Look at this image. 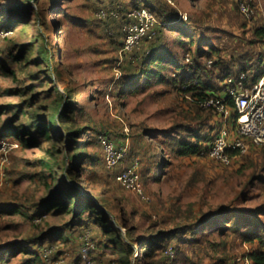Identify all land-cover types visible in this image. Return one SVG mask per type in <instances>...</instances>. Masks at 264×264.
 <instances>
[{"label": "rangeland", "instance_id": "1", "mask_svg": "<svg viewBox=\"0 0 264 264\" xmlns=\"http://www.w3.org/2000/svg\"><path fill=\"white\" fill-rule=\"evenodd\" d=\"M148 1H161L175 10L172 25L183 26L191 38L192 44L186 46L189 61L184 58L181 68L166 70L167 76H178L182 67L188 70L187 63L196 60L208 70L202 72L203 79L219 88L215 91L219 94L220 82L211 77L218 67L198 56V51L208 49L206 44L219 51L212 61H222L231 69L260 59L264 62V37L255 35L264 26V0H249L256 8L252 19L241 15L237 0H0V106H7L0 113V131L15 123L13 112L18 105L49 119L50 130L59 129L40 147L17 144L9 150L8 164L0 167V248L23 242L39 253L48 249L46 264H123L118 252L106 246L89 212L83 215V227L47 238L45 233L62 230L73 212H51L39 220L32 218L38 212L35 205L62 185L80 192V198L87 194L106 209L124 234L128 264H144V241L160 232L181 233L179 228L190 227L212 211L243 210L264 224L260 211L264 209V146L229 166L197 155L179 156L168 142L192 139L190 130L212 136L214 121L202 126V115L192 108L189 95L170 84L154 82L135 93H119V83L132 73L129 61L142 48L122 51V21L130 9L151 8ZM102 9L118 12L119 17L102 20L97 16ZM9 18L12 22L6 24ZM159 31L166 39L176 34L167 25ZM60 93L70 102L68 128L81 129L78 140L86 142L77 180L71 172L68 141L62 136L65 128L58 120L65 110ZM18 118L19 123H29L23 115ZM104 135L127 147L125 164L138 160L148 201L120 185L117 169L105 168L100 141ZM157 146L165 147L162 157L168 164L163 168ZM46 148L56 152L48 156ZM46 162L53 164V170ZM17 208L27 215L16 212ZM183 236L189 238V232ZM86 237L90 246H85ZM180 244L181 239L171 238L168 249L183 248ZM256 247V242H245L239 234L218 231L184 249L193 264H219L246 256ZM26 258L18 252L0 264H25Z\"/></svg>", "mask_w": 264, "mask_h": 264}, {"label": "trees", "instance_id": "2", "mask_svg": "<svg viewBox=\"0 0 264 264\" xmlns=\"http://www.w3.org/2000/svg\"><path fill=\"white\" fill-rule=\"evenodd\" d=\"M148 4L151 8L147 6H137L136 8L146 7L155 13L159 22L157 32L152 39H145L141 43L139 46L142 47L140 53L135 57V60L129 61V65L132 66V73L125 76L119 83V93H135L154 82L170 84L189 95L192 108L200 112L202 115V126L207 125L210 119H212L211 121L213 122L216 114L214 109L212 107L203 108L200 105V102L209 96L218 95L215 91L219 88H213L210 81L203 79V75L205 74H202V72L207 73L208 70L205 67H201L196 60H192L189 64L187 63L188 70L182 67V72L181 74H177L178 76L171 77L166 75L165 72L168 69L176 70L181 68V61L188 54L186 46L192 44V42H189L191 41V38L186 35L183 26L172 25L177 19V13L175 10L162 4L161 1H157L154 4L148 1ZM160 17L161 21L159 20ZM109 18L113 17H107L102 20ZM6 20V24L12 22L10 18ZM122 22H124V19ZM162 25H167V28L176 34L170 36V38H164L163 34L159 31V28ZM255 35L263 38L264 26L256 29ZM206 45H208V49L198 51V56L211 61L214 68L218 67L217 74L213 73L216 76L212 75L211 77L220 82L221 86L219 94L222 93V83L228 76L237 77L242 72L248 73L253 78H257L261 75L262 69L264 68V62H262L261 59L253 64L251 63L250 66H235L236 68L231 69L229 65L222 61H212L211 58L218 54L219 51L217 48L210 46V44ZM20 57L21 56H13V59L19 60ZM60 97L64 102L65 110L60 112L58 120L65 128L63 129L65 132H62V136L64 137V140L67 139L68 141L69 147L67 149L72 153V155L69 156V160L70 162H73V169L71 172L74 175V179L77 180V172L82 171L83 158L86 157V155L83 154V147L86 142L78 140L82 133L81 129L71 130L68 128L67 125L70 121V102L66 100L64 93H60ZM6 109L7 106H0V113H3ZM13 113L15 123L19 121L18 117L20 115L27 117L29 123L24 124L18 122L15 124L13 122L6 125L0 131V140H13L21 147H40L42 141H49L59 130H50L48 126L49 119L45 118L38 112L34 111V113H30L23 110L22 105H18ZM213 127L214 130L215 126ZM190 135L192 139L188 140L172 138L168 142L171 150L179 156H200V152L207 146L212 136H209V134H199L194 130H190ZM103 137L109 136L104 135ZM52 149L46 148L45 154L52 156L56 152V150L53 151ZM155 149L161 150V153L158 156L162 158L163 168L164 165L166 166V164H168L167 160L162 157L165 147L157 146ZM46 166L48 169L53 170V164L46 162ZM162 171L163 169L160 170L158 174H161ZM117 172L118 170H116L115 176ZM79 193L80 192L73 193L63 185L58 187L51 195L36 203L35 207H37L38 212L33 215L32 218L36 217L40 220L42 215L51 212H73L71 219L66 222L65 227L62 228V230L51 229L47 232L48 234L45 233L47 238H49V235H53L54 233L61 235L63 230H72L79 225L83 227V215L85 212H89L90 217H92L94 221L93 224L99 229V231H101L102 237L105 238L106 246L114 248L116 252H118L120 256L119 261H121V263L128 264V250L126 251L125 248L126 243L122 231L116 224H114L110 214L105 208L94 202V200L87 194H85L86 197L81 196L80 198ZM72 203L73 206L71 205ZM15 211L27 215L21 211V208H17ZM260 211L264 213V209ZM231 213L223 212V210L212 211L203 215V217L190 227L184 226V228H179V230L182 231L181 233H179V231H174L172 234L160 232L154 239L144 241L142 243L145 255L144 264H193V262H190L192 261L191 254L187 253L184 247H195L204 242L209 234L218 231L222 233L231 232L233 234H239L245 242H256L257 247L248 252L246 257L249 258L253 264H264V224L258 216L251 218L249 212L238 210ZM186 232H189V238H184L183 235H185ZM171 238L181 239L180 246L183 247L176 249L172 248L174 251L173 256H170L167 253L169 240ZM0 249H4L0 252V262L6 257H15L18 252H24L25 255H27V258L24 260L25 264H46V261L42 257V251L39 253L36 250H31L29 248V243L14 242L3 246ZM92 259L95 258L93 257L91 260ZM223 262L224 261L219 264H222Z\"/></svg>", "mask_w": 264, "mask_h": 264}, {"label": "built area", "instance_id": "3", "mask_svg": "<svg viewBox=\"0 0 264 264\" xmlns=\"http://www.w3.org/2000/svg\"><path fill=\"white\" fill-rule=\"evenodd\" d=\"M170 2V0H168ZM239 12L247 19H252L256 8L249 0H237ZM100 19L107 17L118 18L119 13L104 9L97 13ZM186 19V15L184 16ZM159 22L153 11L146 7L133 8L124 15L122 51L131 52L138 48L145 39H152ZM189 61V57H185ZM211 65V61L208 62ZM222 93L209 96L200 102L203 108L212 107L215 111L212 137L207 146L200 152L201 157L211 159L222 166L231 165L238 157L250 150L264 146V68L261 75L253 78L242 72L237 77L228 76L222 83ZM103 149L104 166L109 171L118 170L115 178L127 191L133 193L143 201L150 198L146 194L139 162L137 159L125 164L127 147L112 137L100 138ZM13 140H0V167L9 162V150L16 148ZM85 238V246L90 241ZM86 250V249H85ZM43 249L42 257L47 262L51 252ZM86 252V251H85ZM174 255L172 248L167 250ZM222 264H253L246 256L238 255Z\"/></svg>", "mask_w": 264, "mask_h": 264}]
</instances>
